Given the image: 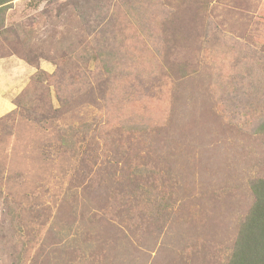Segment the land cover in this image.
<instances>
[{"label":"rangeland","instance_id":"obj_1","mask_svg":"<svg viewBox=\"0 0 264 264\" xmlns=\"http://www.w3.org/2000/svg\"><path fill=\"white\" fill-rule=\"evenodd\" d=\"M96 1L0 31L35 68L0 121V264H226L264 177V0Z\"/></svg>","mask_w":264,"mask_h":264},{"label":"trees","instance_id":"obj_2","mask_svg":"<svg viewBox=\"0 0 264 264\" xmlns=\"http://www.w3.org/2000/svg\"><path fill=\"white\" fill-rule=\"evenodd\" d=\"M13 1L15 0H0V31L8 28L6 24L7 13L11 8ZM96 2L97 4L92 6V8L97 7L100 14H102L105 6L110 8L112 5V0H97ZM128 2L129 9L131 10L133 6L130 1ZM261 20L264 21V13ZM105 34L106 32L104 30L95 27L93 35H91L93 41H98V43L92 47L97 57H99V55L101 56L102 54H108L112 57L114 56V54L111 53V50H109V48L103 44ZM125 61L126 60L123 58L118 61H116L115 58L114 60H111L109 57L104 59L102 70L93 73V76L95 77L94 82H98L99 77H102L104 74L112 76V74H114L113 72L117 70L119 65H125ZM29 64L34 67L33 63L30 62ZM14 114L15 110L3 116L0 121L8 120ZM257 132L264 134V119L258 125ZM69 143L70 140H64V144L66 146ZM137 169L138 175H140L139 173L142 174L143 169ZM250 187L254 201L248 214L244 217L239 225L233 249L226 264H264V177L252 179ZM156 198H158V196H156L154 199L155 205L163 204L164 206L169 204V198L165 197L162 201H158Z\"/></svg>","mask_w":264,"mask_h":264},{"label":"crops","instance_id":"obj_3","mask_svg":"<svg viewBox=\"0 0 264 264\" xmlns=\"http://www.w3.org/2000/svg\"><path fill=\"white\" fill-rule=\"evenodd\" d=\"M34 70L21 57L0 55V119L16 108V98L25 91Z\"/></svg>","mask_w":264,"mask_h":264}]
</instances>
